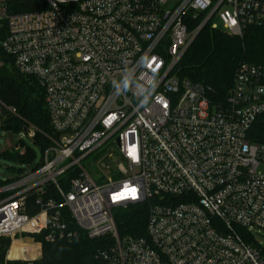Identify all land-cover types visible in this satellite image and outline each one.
Here are the masks:
<instances>
[{"label": "built area", "instance_id": "built-area-1", "mask_svg": "<svg viewBox=\"0 0 264 264\" xmlns=\"http://www.w3.org/2000/svg\"><path fill=\"white\" fill-rule=\"evenodd\" d=\"M207 26L264 29V0H0V47L44 90L53 132L42 162L0 188V264H41L45 243L77 230L106 241L100 264H264V145L249 138L264 71L242 64L222 105L181 79ZM153 72L152 101L137 107ZM125 74L131 91L116 94ZM11 117L0 99V131ZM96 156L99 181L84 164ZM134 208L144 231L121 236L118 214Z\"/></svg>", "mask_w": 264, "mask_h": 264}, {"label": "trees", "instance_id": "trees-1", "mask_svg": "<svg viewBox=\"0 0 264 264\" xmlns=\"http://www.w3.org/2000/svg\"><path fill=\"white\" fill-rule=\"evenodd\" d=\"M3 37L4 33L0 32V40ZM0 63V99L18 113V118L8 119L3 130L17 135L24 125L34 126L40 132L35 142L44 151L48 141L43 134H53L44 90L35 78L17 72L12 59L1 47ZM242 64L254 65L264 71V29L252 28L242 37H235L207 26L188 49L177 71L181 79L203 86L213 104L222 105ZM249 138L264 145V114L255 122ZM25 148L24 155L9 150L5 154L19 164L33 161L35 152ZM8 182L0 181V188ZM117 222L121 236L135 235L144 231L146 214L144 209L134 208L122 212ZM105 245V240H91L83 231L77 230L71 241L45 243L41 264H100L98 253Z\"/></svg>", "mask_w": 264, "mask_h": 264}, {"label": "rangeland", "instance_id": "rangeland-1", "mask_svg": "<svg viewBox=\"0 0 264 264\" xmlns=\"http://www.w3.org/2000/svg\"><path fill=\"white\" fill-rule=\"evenodd\" d=\"M1 66V63H0ZM19 138L22 139L23 144L19 145V148L24 147H29L35 152V159L30 162L29 168H27L28 164H19L17 163L14 159H11L5 152L9 149V144H8V139H7V134L5 131H0V181L6 182L9 180L16 179L17 177L21 176V170L29 171L33 170L36 168L37 165H39L42 162L43 158V150L36 142L30 138L25 133H19L18 135ZM16 154L20 153V149L14 150ZM100 159H98V156L95 157V163L91 162L92 158L89 159V161H86L85 167L88 169V171L91 173V175L94 177L96 180L102 179V173L100 171ZM113 179L119 180L121 179L120 176H114ZM121 213L118 214V216Z\"/></svg>", "mask_w": 264, "mask_h": 264}, {"label": "clouds", "instance_id": "clouds-1", "mask_svg": "<svg viewBox=\"0 0 264 264\" xmlns=\"http://www.w3.org/2000/svg\"><path fill=\"white\" fill-rule=\"evenodd\" d=\"M148 57H141L140 59V64L143 67H147L148 64ZM135 73H133L134 75ZM156 73L153 72L151 77V82L146 84V86L143 88L142 91L137 93H133V95L136 97L137 100V107H147L150 102L152 101V98L155 94L156 87H157V79H156ZM132 79L130 78L129 75H121V77L118 80H114L112 82V87L115 91L116 94H127L129 91H131V86H132Z\"/></svg>", "mask_w": 264, "mask_h": 264}, {"label": "water", "instance_id": "water-1", "mask_svg": "<svg viewBox=\"0 0 264 264\" xmlns=\"http://www.w3.org/2000/svg\"><path fill=\"white\" fill-rule=\"evenodd\" d=\"M8 140L10 142V147H9V151H14L15 150V138H14V135L9 133L8 134Z\"/></svg>", "mask_w": 264, "mask_h": 264}, {"label": "snow or ice", "instance_id": "snow-or-ice-1", "mask_svg": "<svg viewBox=\"0 0 264 264\" xmlns=\"http://www.w3.org/2000/svg\"><path fill=\"white\" fill-rule=\"evenodd\" d=\"M151 66V65H150Z\"/></svg>", "mask_w": 264, "mask_h": 264}]
</instances>
